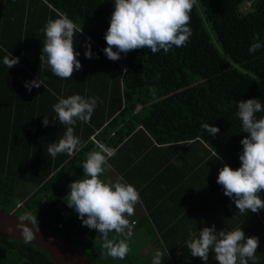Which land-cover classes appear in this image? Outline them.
Returning a JSON list of instances; mask_svg holds the SVG:
<instances>
[{"label":"trees","instance_id":"trees-1","mask_svg":"<svg viewBox=\"0 0 264 264\" xmlns=\"http://www.w3.org/2000/svg\"><path fill=\"white\" fill-rule=\"evenodd\" d=\"M246 4L249 9L242 12ZM57 10L82 25L75 38L82 67L71 79L40 65L42 29ZM113 10L114 0H0V212L19 219L36 215L38 223L76 244L92 264H141L138 257L106 255L99 232L82 226L74 210L65 217L68 186L83 177L85 154L95 149L94 141L121 151L140 129L162 145L202 143L223 165L239 168L240 141L248 134L241 131L235 104L248 99L264 104V47L249 53L254 34L264 44V0H197L185 46L156 54L137 49L120 53L118 61L103 53ZM85 42L91 45V59L84 56ZM9 53L19 63L8 69L3 58ZM37 79L41 87L29 92L25 82ZM73 94L96 97L97 105L90 121L74 125L78 150L53 158L48 146L66 130L53 105ZM44 116L50 120L47 127ZM206 123L219 133L205 132ZM260 196L264 200V192ZM247 215L264 232V209ZM50 218L57 228L46 223ZM0 264L55 263L37 245L0 237Z\"/></svg>","mask_w":264,"mask_h":264},{"label":"clouds","instance_id":"clouds-1","mask_svg":"<svg viewBox=\"0 0 264 264\" xmlns=\"http://www.w3.org/2000/svg\"><path fill=\"white\" fill-rule=\"evenodd\" d=\"M196 4L197 0H114V10L104 35L107 47L103 53L109 60L118 61L121 59L120 53L127 54L137 49L147 48L156 54L161 50L168 53L173 46H185L192 35L190 13ZM42 31L45 40L39 57L40 65H47L53 75L60 79H71L73 73L82 67L77 59L79 53L75 51V38L77 33L82 32V25H77L66 13L57 10L56 18L47 20ZM252 39L250 54L264 47L258 33ZM82 46L85 48V58H93L90 43L85 42ZM3 63L9 69L19 63V58L9 53L3 58ZM41 85L42 82L37 79L25 82L24 87L31 92ZM96 105V97L86 98L79 94L61 97L53 105L57 120L66 126L63 137L48 146L47 151L53 158L61 153L72 155L78 150L81 141L74 134V125L77 121H90ZM235 105L241 131L248 135L240 141V167L233 170L227 165L222 166L216 183L222 187L223 194L233 201L239 213H258L264 209V200L260 196L264 192V115L257 118L256 114L264 113V104L258 99H248ZM49 123V118L44 116L42 125L47 127ZM201 127L212 136L219 133V128L207 123ZM94 143L95 149L85 154L83 177L68 186L67 206L74 209L82 226L102 235L106 255L124 259L131 251L127 240L110 239L109 233L122 235L125 232L130 223L128 217L134 215L140 195L123 177L115 182L101 179L116 149L99 140ZM211 150L219 159L218 154ZM20 219L30 221L34 228L38 223L36 215L31 213H25ZM21 228L25 241L34 240L32 229L25 225ZM186 243L190 254L200 258L204 264H207L210 252L214 253L217 264H249V261L255 264L259 238H246L241 227L217 232L213 225L203 227L197 237ZM162 259L163 253L157 250L152 264H161Z\"/></svg>","mask_w":264,"mask_h":264},{"label":"crops","instance_id":"crops-1","mask_svg":"<svg viewBox=\"0 0 264 264\" xmlns=\"http://www.w3.org/2000/svg\"><path fill=\"white\" fill-rule=\"evenodd\" d=\"M177 146L159 144L140 129L109 159L101 179L115 182L123 177L140 195L129 227L122 235L109 233V238L126 239L131 249L127 256L143 259L141 264H152L157 250L163 253L161 264H204L190 254L186 242L203 227L215 225L217 232L241 227L246 238H259L255 264H264V232L252 216L239 213L216 183L224 165L202 143ZM207 264H217L214 253Z\"/></svg>","mask_w":264,"mask_h":264},{"label":"water","instance_id":"water-1","mask_svg":"<svg viewBox=\"0 0 264 264\" xmlns=\"http://www.w3.org/2000/svg\"><path fill=\"white\" fill-rule=\"evenodd\" d=\"M22 225L32 229L34 240L25 241L22 238ZM0 237L37 245L47 252L55 264H92L76 244L59 232L40 223L34 228L30 221H22L11 213L0 212Z\"/></svg>","mask_w":264,"mask_h":264},{"label":"rangeland","instance_id":"rangeland-1","mask_svg":"<svg viewBox=\"0 0 264 264\" xmlns=\"http://www.w3.org/2000/svg\"><path fill=\"white\" fill-rule=\"evenodd\" d=\"M248 9H249V5L246 4V5L242 6L241 11H242V12H245V11H247ZM70 210L73 211L74 209H72V208L67 209V211L64 212L65 217L67 216L68 211H70ZM79 221L81 222L80 219H79ZM46 223H47L49 226H52V227H55V228L58 227V225L55 223V220L52 219V218L46 220ZM81 223H82V222H81ZM111 238H113V236H112ZM119 238L124 239L123 237H119V236H116V237H115V239H117V240H119ZM80 242H82V239L80 240ZM97 242H98V238H96V237H94V238L92 239V241H91L92 245H96ZM80 244H81V243H80ZM138 245L140 246L139 242H138Z\"/></svg>","mask_w":264,"mask_h":264}]
</instances>
